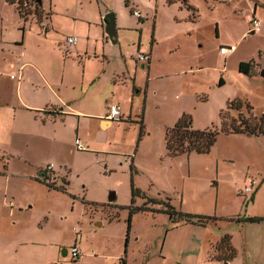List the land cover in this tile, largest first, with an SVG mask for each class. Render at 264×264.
<instances>
[{"label":"rangeland","instance_id":"1","mask_svg":"<svg viewBox=\"0 0 264 264\" xmlns=\"http://www.w3.org/2000/svg\"><path fill=\"white\" fill-rule=\"evenodd\" d=\"M20 1L24 22L16 3L0 0V36L20 40L23 31L31 57L51 73L62 69L60 98L52 101L93 116L117 101L133 117L122 114L107 129L91 115L80 117L77 132L74 116L44 126L15 120L10 137L0 138V264H121V258L126 264H214L209 258L226 232L233 264H264V251L244 239L246 232L258 245L264 238V135L219 131L209 153L178 156H168L163 138L183 114L195 129L220 130V112L235 98L252 107L240 108L243 117L264 111V0H186L191 11L181 0ZM108 12L115 14L116 44L102 37L100 16ZM254 18L258 32L249 31ZM70 35L78 41L66 51ZM221 45L236 50L222 56ZM138 49L151 52L149 65L137 61ZM251 59L255 72H239V62ZM89 77L94 83L83 81ZM146 83L145 103L135 93L130 104L132 86L145 89ZM75 137L87 149L77 150ZM51 162L46 183L56 188L39 178ZM248 175L258 185L252 200L237 194ZM132 187L140 192L132 196ZM167 205L216 220L205 226L185 216L173 220L162 211ZM248 216L263 220L247 227L234 220ZM75 242L80 261L61 254Z\"/></svg>","mask_w":264,"mask_h":264},{"label":"crops","instance_id":"2","mask_svg":"<svg viewBox=\"0 0 264 264\" xmlns=\"http://www.w3.org/2000/svg\"><path fill=\"white\" fill-rule=\"evenodd\" d=\"M4 2L6 4H8L5 0H4ZM180 3L185 8H187V5H189L191 7L190 9L187 8V10H189V11H191L192 7L195 8L194 6L189 4V2H186V4H184L181 0ZM8 5H11V4H8ZM12 6H14V5H12ZM134 7H136V5ZM49 8L51 9V7H49ZM51 13H50V17H51ZM140 15H141L140 16V18H141L142 14H140ZM253 15H255V10H254ZM50 17H49V20H50ZM100 17H101V24L104 27V23L102 21L103 15H101ZM23 22H24V20H23ZM41 23H42V21L39 22V24H41ZM19 29L24 30V25L19 27ZM45 30H47V29H45ZM21 36L22 37L20 40L16 39L13 41H10V40L5 41L0 36V55H2V60L4 61V64L2 66H0V138L1 139H8L10 137V134L14 130V127H15L14 123H15V120L17 118L20 120L27 121V122L31 121V123H32V121L35 123L40 122L41 126H44L46 124V122H50V123L54 124V123H56V121H60L63 123V121L66 117H73L74 116V117H76L75 118L76 119L75 120L76 121L75 131L77 132L78 131L79 118L80 117H87V116L91 115V117H94L97 120V124L100 128L107 129L109 127H112L113 121H110L106 118V115H107L106 110L108 109V105L112 102H109V103L106 102V105H105L106 110H104L100 113H96L93 116V114H90V113L87 114V113H84L80 110L75 109L74 107L70 106V104H66L65 107H63V106H60L58 103L52 101L53 98H57V99L60 98L58 95V91H59L58 87L62 86V84L64 83L63 71L60 68L59 71L57 69V71H53V73H51V71H52L51 68H49L47 65L41 63V61H39V59L36 60L33 57H31L26 50V43H25V39H24L25 37H24L23 31H22ZM102 37L107 39L105 32L102 35ZM153 43H156L154 37L152 38V44ZM137 51H140V50L138 49ZM57 52L59 53L58 50H57ZM140 52H143V53L150 55V59L147 63L141 62L140 64H142V66L143 65L144 66L149 65V63L151 61V52H146V51L145 52L140 51ZM218 53H219V51H218ZM222 56H226V55H222ZM147 69H149V66L147 67ZM121 73L124 76V71ZM136 73H137V66L134 68V74H136ZM133 77H135V76H133ZM83 81L84 82L90 81V83H94L95 78H92V79H91V77H89L88 79L83 78ZM130 92H131V94H130L131 98H130V102H129L130 104L134 100V94L135 93L139 96H143L144 97V103H145V101L147 100V97H148L147 83H146L145 89L143 87V88H139L138 90H136L135 87L132 86ZM128 94H129V92H128ZM115 102L117 104H119V106H120L119 102L114 101V103ZM60 103H62V102H60ZM122 109L123 108L121 106V113L123 115H125V116L131 115L132 116L131 112H129L128 114H125L124 112H122ZM143 109H144V107H143ZM83 114H86V115H83ZM103 123H105V124L103 125ZM142 125H143V118H142ZM31 127L32 126L29 125V128H28L29 131H33V129L31 130ZM165 130H166V128H165ZM165 130H164V132H165ZM54 131H56V128H54L53 132ZM226 135H231V134H226ZM163 138H164V134H163ZM75 139H76V137H75ZM85 143L87 144V142H85ZM85 147H86V145H85ZM85 149H87V147ZM79 151H82V150H79ZM166 153H167V151H166ZM48 164L49 163H47L45 166H47ZM50 164H52L53 168H54V164L52 162ZM45 166H43V168H41V169H44ZM53 168H52L51 172H54ZM246 177H245V179H246ZM52 178H54V176ZM243 186H245V182H244ZM257 187H258V185H257ZM256 188H255V191L252 193V195H248L246 198H248V199L250 198V200H251V198H253V196H254V193H256V191H257ZM248 217H258V216H248ZM242 219H244V218H237L234 220L239 221L238 223L241 224V226H242V224H245L246 227L248 225L251 226L250 224H253V223L257 224L258 223V222H247V221H243ZM247 230L250 231L251 228L248 227ZM263 230H264V228H263ZM224 234H229L231 236V242H232L231 233L226 232ZM261 236H262V242L263 243L262 244L260 243L258 245L257 242L256 243L252 242V238L249 236V233L246 232L245 237H244L245 244L248 245L249 247H251L253 244L254 248L259 246L261 251H264V248H263L264 247L263 246L264 245V238H263L262 234H261ZM221 237L222 236H220V238ZM165 238H166V236L164 237V241L162 242V245H161L162 247L165 244V240H166ZM74 244H76V246L78 247V244L76 242L73 243V245ZM78 248H79L80 256H81L82 248L81 247H78ZM262 248H263V250H262ZM62 249H64V248H62ZM250 251H251V253H253L254 249L252 250V248H250ZM66 255H68V251H66ZM209 260L211 262H213L214 264H218L219 262L223 261V260H217L214 258L213 259L209 258ZM77 261H80V257ZM227 261H228L227 264H233V262H234L232 259L227 260ZM237 264H242V262L239 261V263H237Z\"/></svg>","mask_w":264,"mask_h":264},{"label":"trees","instance_id":"3","mask_svg":"<svg viewBox=\"0 0 264 264\" xmlns=\"http://www.w3.org/2000/svg\"><path fill=\"white\" fill-rule=\"evenodd\" d=\"M8 4L14 5L16 3V10L19 16L26 21V15L21 13V1L20 0H5ZM184 4H186V0H182ZM187 8H191L187 5ZM254 61L251 59L250 61H241L238 64V71L246 74L252 75L255 72ZM261 75L264 76V69L261 70ZM224 84L222 78L219 79L218 85ZM247 110H250L252 107L247 103L238 98L232 99L227 102V106L225 110L220 112V130H217L215 127L205 128V129H195L192 126L191 118L187 114H183L177 120V122L172 126L166 128L164 132V142L167 154L169 156H178V155H189L190 153L196 154H207L210 152L212 146L217 141L219 131L223 134H245V135H264V112H262L259 116H248L241 115L242 112L240 108L242 106ZM236 110L238 114L236 117L230 116L229 111ZM142 128V121L140 129ZM130 169H133V164L131 163ZM40 181L44 182L48 186L52 188L54 187L50 183H46L47 175L44 170H40L39 172ZM132 196L135 193L140 192L139 189L132 187L131 188ZM252 200V198H251ZM133 203V200L132 202ZM144 209V208H136ZM170 219H175V216L178 218L186 217V221L189 223H194L199 226H205L206 223L210 220H216V217L212 216H199L193 214L183 215L180 212L175 211V209L171 205H167L164 210ZM134 210L130 211V215ZM194 220H191V219ZM247 222H260L263 219L261 217H246L242 219ZM130 223V216H129ZM130 229V225H128V232ZM128 237L125 239V246H127ZM218 254L212 256L211 258L217 260H230L234 256V248L231 245V236L229 234H224L219 241L214 245ZM121 264H125V260L123 258L120 259Z\"/></svg>","mask_w":264,"mask_h":264},{"label":"built area","instance_id":"4","mask_svg":"<svg viewBox=\"0 0 264 264\" xmlns=\"http://www.w3.org/2000/svg\"><path fill=\"white\" fill-rule=\"evenodd\" d=\"M135 17L140 18V13L138 11H133L132 13ZM260 30V22L257 19H252L250 22V28L249 31L250 32H258ZM78 41V37L75 35H70L67 36L64 40V43L66 45V51L69 50V48H71L72 46H74L76 44V42ZM236 50V46L235 45H222L219 48V53L221 55H227L229 53H232ZM136 59L139 62L142 63H147L150 59V55L143 53V52H138L136 55ZM122 113H121V107L119 106V104L117 103H110L108 105V109H107V115L106 118L110 121H118V119L121 117ZM74 145L75 148L77 150H84L86 147L85 145L78 139L76 138L74 140ZM53 168L52 164H48L47 166H45V168L43 169L45 171V173H47L48 171H51ZM257 186V181L254 177L252 176H247L246 180H245V186L243 187V189H239L237 191L238 195L241 196H248L250 194H252L255 190ZM68 255L70 256V258L72 260H78L80 257V251L79 248L76 246V244L72 245L70 247V249L68 250Z\"/></svg>","mask_w":264,"mask_h":264},{"label":"water","instance_id":"5","mask_svg":"<svg viewBox=\"0 0 264 264\" xmlns=\"http://www.w3.org/2000/svg\"><path fill=\"white\" fill-rule=\"evenodd\" d=\"M34 2L41 6L42 5V0H34ZM102 21L104 23V32L109 39V41L112 44L117 43V31H116V26H115V14L113 12H108L102 17ZM109 202H112L115 200V192L113 190L109 191L108 197H107ZM66 249L61 250L62 256L66 255Z\"/></svg>","mask_w":264,"mask_h":264}]
</instances>
